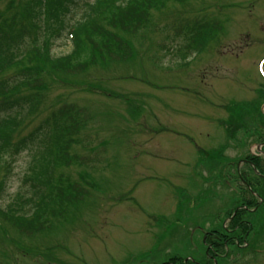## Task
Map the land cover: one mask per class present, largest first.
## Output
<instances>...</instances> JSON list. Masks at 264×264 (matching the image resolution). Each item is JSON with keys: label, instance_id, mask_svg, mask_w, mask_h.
<instances>
[{"label": "trees", "instance_id": "trees-1", "mask_svg": "<svg viewBox=\"0 0 264 264\" xmlns=\"http://www.w3.org/2000/svg\"><path fill=\"white\" fill-rule=\"evenodd\" d=\"M196 2L200 5L194 9ZM220 2L0 0V264H12L8 251L10 246L27 254L42 253L36 243L57 233L66 226V222L74 220L79 223L87 209L104 201L102 194L96 193L100 187L93 175L73 170L89 164L85 162L86 157L76 153V149L92 142L84 133L92 114L86 106L70 100L63 93L53 97L50 94L58 88L74 87L78 78L86 77L90 72L100 68L114 69L116 64H123L131 66L125 78L142 83L148 88L147 93H154L168 109L165 98H170L171 93H179L183 82L178 83L180 80L176 76L152 82L147 76L145 58H148L150 70L163 68L166 74L187 67L191 55L197 56L209 50L212 42H217L223 32L225 21L219 16V11L224 6ZM207 4L216 14L202 13L200 6ZM170 32L177 35L173 34L170 44L172 46L176 42L172 46L175 58L169 61L176 67L174 69L161 66L156 55H149L152 50L166 49L161 41H153V34L168 35ZM179 35L183 37L180 45L176 41ZM59 40L68 44V52L55 55L53 46ZM74 88L84 92L98 90L106 97L117 96L95 82ZM119 97L122 98L121 95ZM123 99L129 102L127 98ZM262 102L264 86L261 85L254 101L231 100L220 106L225 114L221 112L218 123L225 131V141L208 152L203 164L209 177L202 179L208 181L212 173L218 171L215 182L221 177L224 182V176L232 178L230 180L240 186L239 197L230 195L226 213L227 217L232 216L228 222L232 231H227L228 226L220 227L205 237V243L202 239L198 242L203 257L207 253L209 258H213L214 251H223L227 244L233 249L239 248L235 247L237 241L241 245L244 238L251 237L258 219L264 220V214L255 217L260 211L264 212V158L247 154L243 156V167L239 170L236 167L242 158L238 153L240 145L249 139L264 142V130L259 128L264 129ZM102 127H95L97 133H93L96 138L101 136ZM161 130L167 128L162 127ZM143 132L148 136L152 129L145 127ZM101 138L93 145L98 151L105 150L106 146ZM132 140L130 136H122L117 143L112 141V144H117L116 153H112L111 159H114L111 163L110 157L107 158L105 169L119 166L121 154L118 147L124 145L127 149L138 145ZM228 149L236 150L238 156L225 154ZM261 151L264 153V145ZM24 152L28 153L29 159L20 175L19 191L6 201L4 197L15 162ZM230 169L235 172L231 174ZM183 190L176 189L178 192ZM131 191L117 197L120 201L128 199L141 209ZM180 194L184 195L183 192ZM182 210L183 202H179L175 217H159L160 224L165 223L163 232L167 233L180 220ZM145 216L148 219L150 214L145 213ZM56 243L44 246V249L50 254L60 246L67 249L64 243L61 245L60 239ZM158 244L159 241L148 253L163 256L162 251L158 253ZM185 252L191 256L188 249ZM182 255L186 254L173 253L171 258L163 260L156 258L155 264H193ZM140 258L141 254L135 257L138 261ZM54 262L63 263L57 258Z\"/></svg>", "mask_w": 264, "mask_h": 264}, {"label": "rangeland", "instance_id": "rangeland-1", "mask_svg": "<svg viewBox=\"0 0 264 264\" xmlns=\"http://www.w3.org/2000/svg\"><path fill=\"white\" fill-rule=\"evenodd\" d=\"M220 4L224 7L220 9L219 16L225 22L218 42H212L211 49L191 59L187 67L176 73L166 74L163 68L150 70L148 58H145L147 76L152 82L176 76L180 80L178 83L189 84L182 85L185 88L183 92H186L183 95L171 93L170 98H165L168 109L151 90V94L147 93L148 88L142 83L126 79L125 76L131 70V66L123 64H116L114 69L100 68L96 72H90L86 77L78 78L74 86L95 82L106 90H112L117 96L106 97L105 94L90 92L89 89L84 92L73 86L55 89L50 94L53 97L63 93L70 100L86 106L92 114V119L84 131L92 142L88 146L86 143L83 146L79 145L76 149V153L86 157L85 162L88 161L89 164L77 166L73 170L91 173L100 187L96 193L100 191L101 194L103 189H106L112 196L104 197L101 204L87 209L84 217L81 216L78 220L79 223H74V220L66 222V226L57 233L49 238H43L41 243H36L38 246L42 244L40 247H49L53 241L60 239L63 243H68L66 246L75 255L84 253L92 264H119L128 258L130 260L150 246L154 240L149 227L152 226V222L155 224V220L149 223L145 213L153 216L163 212L169 213L172 207L176 206L174 194L176 189L180 188L193 197L192 200L181 201L188 203L184 204L182 220L177 223L178 232H181V237L184 236L183 239L190 248L194 249L195 243L185 238L186 232L192 227L205 226L206 221L203 217L209 219L205 227L220 228L224 225V213L230 206V196L223 194L227 193L228 189L225 187L221 190L220 187L214 186L218 175H212L207 181L208 185H205L202 179L205 177L204 172L200 173L198 168L206 161L208 152L225 141V131L218 123V119L222 117L221 112L225 113L214 105H223L231 101L230 97L237 100L250 99L256 95L254 88L258 87V83L264 82V75L257 71V61L264 56V0H221ZM198 5L200 4L194 3V9L199 8ZM200 8L202 13L216 14L212 10L213 7L208 4L205 7L201 5ZM172 39H174L172 32L168 35L154 33L153 41H161L166 45V49L157 50L155 47L156 51H150L149 55H156L161 66H171L174 69L176 67L169 62L175 58V48L172 49V46L176 42L170 46ZM176 41L180 45L183 41L182 35H179ZM246 42L251 44L245 47ZM68 47V44L59 40L53 46L54 54H65ZM200 75H203L202 79ZM214 77L219 79L215 80ZM201 80L204 81L200 83ZM193 84L197 85L195 89L200 95L198 103L195 101L197 97L190 92L189 86ZM158 95L161 97L160 93ZM123 98H127L129 102H125ZM262 107L264 108V105ZM152 111L157 112V121L152 119ZM101 125H103L101 136L96 138L93 132L97 133L95 127ZM145 127L152 129L153 134L148 138L143 132ZM162 127H168V130H161ZM122 136H130L138 143L146 141L127 149L124 145H119L121 154L119 166L114 168L112 165L105 169L107 158L111 159L112 153L114 155L116 153L114 150L117 144H112V141L117 143ZM100 138L106 142L103 151H98L93 146ZM84 140L86 142V139ZM241 148H247L246 142ZM256 149L254 145L250 147L252 151ZM230 150L225 153L234 157L237 151ZM28 159L27 152L17 158L4 197L6 201L19 191L20 175ZM113 159L114 157L110 163ZM135 184L132 195L142 210L132 201L128 199L120 201L117 197L125 195ZM190 211L194 213L189 215ZM263 214L264 212L260 211L255 217ZM87 216L90 220H86ZM263 225L264 220L260 217L254 228V237L250 239L251 246L258 240L257 246L263 251L256 255L257 259L255 255L250 256L248 264H264ZM186 243L181 241L178 244V248L184 254ZM40 250L62 259L68 254L63 249L58 250L57 254L55 252L49 254L42 248ZM8 251L13 258L12 264H40V260L36 258L39 254H28L23 257L14 248L9 247ZM150 260L149 258V262Z\"/></svg>", "mask_w": 264, "mask_h": 264}]
</instances>
